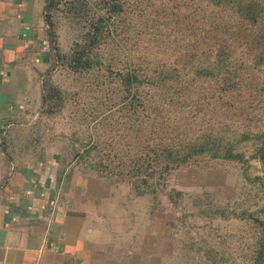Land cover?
Returning a JSON list of instances; mask_svg holds the SVG:
<instances>
[{
	"label": "rangeland",
	"instance_id": "1",
	"mask_svg": "<svg viewBox=\"0 0 264 264\" xmlns=\"http://www.w3.org/2000/svg\"><path fill=\"white\" fill-rule=\"evenodd\" d=\"M122 1L123 10L115 17L120 27L113 26L117 38L103 40L96 51L100 62L89 71L70 65L83 31L78 20L56 11L54 35L47 25L43 95L52 97L49 106L42 100L39 123L46 128L45 140L54 133L64 156L78 159L85 171L110 184V213L137 230L133 241L140 243L135 250L142 264H264V236L252 215L264 218V192L249 178L263 174L260 160L252 156L255 142L238 145L247 161L200 155L168 167L155 158L157 152L183 147L181 156L199 132L227 137L235 130L241 134L247 125L264 129V103L255 104L262 95L243 85L235 95L226 94L232 81L197 76L193 70L180 78L168 74L166 84L157 83L155 67L184 63L188 54L202 51L206 29L200 21L210 17L211 9L201 4L196 18L183 26L177 17L194 11L187 5L193 0ZM91 3L106 12L103 0ZM205 27L211 28L209 23ZM132 63L144 67L148 78L137 92L125 93L116 74ZM253 118L260 120L254 123ZM142 178L153 192L134 189L130 181Z\"/></svg>",
	"mask_w": 264,
	"mask_h": 264
},
{
	"label": "crops",
	"instance_id": "2",
	"mask_svg": "<svg viewBox=\"0 0 264 264\" xmlns=\"http://www.w3.org/2000/svg\"><path fill=\"white\" fill-rule=\"evenodd\" d=\"M44 13L45 0H0V264H142L110 184L39 125Z\"/></svg>",
	"mask_w": 264,
	"mask_h": 264
},
{
	"label": "trees",
	"instance_id": "3",
	"mask_svg": "<svg viewBox=\"0 0 264 264\" xmlns=\"http://www.w3.org/2000/svg\"><path fill=\"white\" fill-rule=\"evenodd\" d=\"M103 1L102 7L106 9L104 13L97 9L91 0H66L65 2L45 0V21L50 26L53 35L56 11H64L82 25L81 38L75 43L70 58V65L76 70H91L97 62H100L102 56L100 53L96 54V51L104 42L103 40L109 38L110 41H114L117 38L118 29L116 28L120 25L116 24L117 18L115 17L122 12L124 3L122 0ZM62 4L65 6L64 9H61ZM201 4L205 10L211 9L210 17L205 16L202 19L205 25L203 21H200L201 28L206 29L205 36L202 37L205 44L202 51L196 56L188 54L184 63L158 65L160 69L156 67L153 69V76L156 77L154 80L159 84H166L169 80L168 74H177L180 78L184 71L193 70L197 76L214 80L218 78L225 82L232 81V86L230 88L227 86L229 89H225L226 94L235 95L238 90L242 91L240 87L243 85L248 87L252 93L262 95L260 100L256 99L255 104L258 101L264 103V0H193L187 5L194 11L187 16L180 14L181 16L177 17V23L185 26L192 22L196 18L195 10H199ZM178 5L180 2H177L176 6ZM185 13L189 11L186 10ZM185 19L190 21L186 22ZM207 23L210 24V29L205 27ZM114 25L116 28L113 27ZM176 38L180 39L179 36ZM206 40L208 42H205ZM54 44L53 49L58 51L56 43ZM239 53L240 56H238ZM109 69L112 70L111 67ZM147 74L144 67H137L132 63L131 69L118 71L116 76L123 81L124 92L132 93L133 89L137 92L136 86L146 81ZM53 93H55L54 90ZM51 94L43 95V105L48 102V98L52 97ZM260 109L264 110V105ZM247 110L251 113L253 107H248ZM49 112L53 111L49 109ZM253 119L256 120L254 123L260 120ZM238 133L235 130L227 137H221L216 132L215 134L199 132L187 142L181 156L177 157V154L183 147L157 152L155 158L158 164L165 163L168 167L170 162L179 164L200 155H209L212 158L229 161H247L245 152L237 148L240 143L252 140L255 142L252 156L260 160L263 174L249 178L257 182L261 191L264 192V129L256 130L247 125L241 134ZM236 134L238 135L234 137ZM91 166L96 169L101 168L98 164H91ZM132 177L140 178L139 175H132ZM130 182L139 193L155 189L144 178ZM143 186L148 189H142ZM252 215L260 228L261 235L264 236V218L254 216V213ZM260 261H264V255L260 257Z\"/></svg>",
	"mask_w": 264,
	"mask_h": 264
}]
</instances>
